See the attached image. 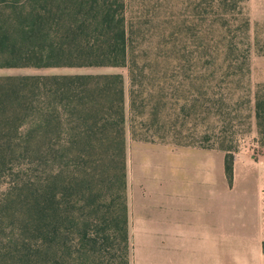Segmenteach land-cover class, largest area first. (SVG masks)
<instances>
[{"label":"trees","instance_id":"trees-1","mask_svg":"<svg viewBox=\"0 0 264 264\" xmlns=\"http://www.w3.org/2000/svg\"><path fill=\"white\" fill-rule=\"evenodd\" d=\"M197 1L195 35L192 20L183 29L200 71H182L183 54L156 56L172 63L167 76L135 54L124 0H0V69L114 68L128 81L125 110L119 73L0 77V264H130L126 132L142 144L181 136L191 113L201 121L223 99L209 82L226 88L247 59L222 20L242 0ZM218 27L226 38L213 40ZM217 57L226 66L216 72ZM197 79L200 89L181 95ZM251 104L264 147V84ZM217 150L229 181L233 155Z\"/></svg>","mask_w":264,"mask_h":264},{"label":"crops","instance_id":"crops-1","mask_svg":"<svg viewBox=\"0 0 264 264\" xmlns=\"http://www.w3.org/2000/svg\"><path fill=\"white\" fill-rule=\"evenodd\" d=\"M141 145L162 156L137 170L130 199L126 173L130 264H264L263 164L245 161L239 184L223 153Z\"/></svg>","mask_w":264,"mask_h":264},{"label":"rangeland","instance_id":"rangeland-1","mask_svg":"<svg viewBox=\"0 0 264 264\" xmlns=\"http://www.w3.org/2000/svg\"><path fill=\"white\" fill-rule=\"evenodd\" d=\"M196 2L198 1L124 0L125 22L132 47L138 56L150 58V67L152 70L162 69L164 71L167 69V76H169L172 63L168 66L162 65L163 63L154 64L153 60H156L154 58L156 56L160 58V63L162 60L161 57H164V55H169L170 59L172 57L173 60H176L178 56H182L183 54L185 62H182L179 68L182 71L192 70L191 73L195 72V70L196 72L200 71L199 67L202 61L196 63L198 51H196L193 45V38L190 36L186 37V31L183 29L186 25L188 27L189 22L192 20L193 31L191 30V33L195 35L193 6ZM238 6L231 13L224 14L222 20L228 22L229 32H225V34L229 37H234L236 41L240 42L239 48L236 51L237 54L239 51L246 52V55L243 56L247 58L246 62L240 66L242 67V72H239V75L235 74L233 76L236 77L235 79L231 78L226 81V88L224 87L225 83L221 84L219 78L212 79L213 81L209 82L211 83L209 87H212L213 90H219L218 93H221L223 99L218 103L214 102V107L209 108L208 114L206 113L201 116L203 117L201 121L195 117V114L191 113L193 110L198 112L197 107L193 110H188L186 115L191 114L186 119V124L180 129L181 136L175 135L174 131L173 134L171 132L164 140L160 141L153 138V141L155 143H162L161 145L168 147L207 148L213 150V152H218L220 163L222 158L221 152L217 149L227 148L232 153L233 160L237 162L235 164L236 183L241 184L240 168L245 161L251 160L264 165V147H261L258 142L251 113V101L254 89L258 84H264V0H242V3H238ZM241 19L246 22L247 28L242 32L235 31L233 24H238V21ZM216 24L220 27V21ZM239 26H241V23ZM219 27L217 31L214 30L213 40H219L221 35V37H225L223 30H219ZM180 29L181 31L178 32ZM184 40L185 43L183 42ZM212 58H215V56H212ZM213 66H215V71L217 72L225 68L226 62L219 63L217 57L216 61L214 59ZM112 73H119L123 76L124 108L127 110L126 92L128 81L126 72L122 69H0V77ZM181 85V95L184 97L195 94V90H199L201 87L198 79L197 83H194V88H190L187 82H182ZM192 119L195 120L192 121ZM176 132H178V129H176ZM141 144L131 140L128 132H126L127 199L128 197L129 199L131 198L132 186H135L133 184L138 180L137 170L147 165H144L143 162L152 160L154 156H162V153L141 151ZM178 145H189L193 147ZM221 180L220 174V188L222 187L221 184H223Z\"/></svg>","mask_w":264,"mask_h":264}]
</instances>
